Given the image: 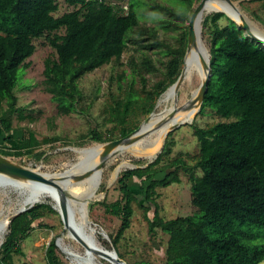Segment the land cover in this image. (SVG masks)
<instances>
[{
    "label": "trees",
    "instance_id": "trees-1",
    "mask_svg": "<svg viewBox=\"0 0 264 264\" xmlns=\"http://www.w3.org/2000/svg\"><path fill=\"white\" fill-rule=\"evenodd\" d=\"M65 1L73 8L54 15L56 0H0V130L12 129L13 113L19 119L30 118L16 105L13 89L18 68L27 65L35 49L33 38L44 36L54 55L44 60L42 85L64 114L77 110L84 98L78 83L84 73L119 59L131 44L142 48L140 59L130 56L127 60L130 83L122 92H110L103 108L104 122L123 136L138 126L134 118L152 111L156 97L177 78L188 26L181 28L175 44L160 37L158 29L181 26V20L190 15L192 0H177V7L161 1L143 3L142 10L165 14L156 24L140 23V0H127L126 8L113 0ZM224 15L213 11L202 20V32L209 35L211 75L201 106L227 120L193 125L199 143L193 166L181 155L165 159L173 143L167 139L154 160L121 171L119 198L102 201L107 212L120 216L114 243L130 225L133 202L144 208L149 232L159 227L168 234L165 261L144 264H257L264 259V45L230 18L219 25ZM147 48L166 55L161 68L145 53ZM158 69L161 77L147 86L145 72ZM136 77L140 89L134 86ZM90 133L97 141L106 139L96 129ZM180 168L191 181V201L197 211L164 218L158 211L156 187L180 181ZM44 209L54 210L42 201L11 219L0 244V264H15L13 253H22L20 242ZM150 209L151 218L147 216ZM55 247L52 239L45 248L48 264H61Z\"/></svg>",
    "mask_w": 264,
    "mask_h": 264
},
{
    "label": "rangeland",
    "instance_id": "rangeland-1",
    "mask_svg": "<svg viewBox=\"0 0 264 264\" xmlns=\"http://www.w3.org/2000/svg\"><path fill=\"white\" fill-rule=\"evenodd\" d=\"M140 1L141 5L138 8L141 24H156L157 18L165 15L161 11L146 12L142 10L143 3V5H147V3L161 1L177 7V0ZM199 1L192 0L190 3L188 8L190 15ZM233 1L236 2L242 13L248 16L258 27L264 29V0ZM56 2L58 8L54 15H59L73 8L65 0H56ZM113 2H120L125 8L127 6V0H113ZM213 11H204L203 18ZM229 18L227 14L220 17L218 20L219 25L227 24ZM188 20V17L182 19L181 26L176 29L159 28V36L165 37L171 43H177L179 32L181 28L188 26ZM201 34L202 40L208 48V32H202ZM33 43L35 49L27 57V65L18 68V78L13 89L17 96L16 105L21 106L24 109L23 112L30 115L31 120L29 117L19 119L15 113L11 115L12 129L9 132L0 130V153L21 165L42 172H58L66 168L69 163L77 160L78 153L73 147H86L119 137L118 130L112 128L110 123L104 122L103 108L110 100V92H122L130 83L131 74L129 73L130 68L127 66V60L130 56L140 59L142 48L140 49L139 46L131 44L120 54L119 59H112L84 73L78 79L84 98L77 110L64 114L58 112L51 94L44 90L42 85L44 60L46 57L54 55V49L47 43L44 36L33 38ZM145 53L152 56L159 68L162 67V60L165 59L166 55L159 50L149 48L145 50ZM124 69L125 71H123ZM145 75L147 86H150L157 78L161 77L159 69L145 72ZM136 78L134 86L140 89L141 84L138 77ZM200 79V77L196 78L194 76L184 77L178 89L177 100L178 98L184 100L190 98L191 91L197 88ZM118 80L122 85L121 87L118 85ZM163 94L164 92L156 97L152 108L153 112L165 111L172 105L171 101L162 100ZM201 105L202 103L192 117L191 122L180 123L171 129L166 136H163L160 145L152 155L158 154L162 150L165 140L172 139L171 150L165 155V159L169 160L181 155L187 165L193 166L195 164L199 154V143L193 133V125L207 126L216 121L227 120L210 107L202 108ZM149 114L150 112L138 119L134 118V121H138L139 125L151 116ZM153 125L152 128L157 126L156 124ZM92 129L101 131L106 139L97 141L92 138L90 133ZM152 136L151 131L146 132L144 144ZM148 160L149 157L124 152L117 153L112 160L104 162L96 187V194H98L96 197L88 199L83 209L87 221L96 229V239L107 249H115L118 255L130 264H144L146 261L163 263L165 261L168 234L159 227L149 232L144 208L139 206L137 202H133L130 225L114 243L112 238L120 224V216L107 212L102 201L110 202L121 195L117 179L122 170L133 165H144ZM122 162L123 165L116 172L117 166ZM170 168H173V166ZM195 171L197 174L201 173L199 168H195ZM178 175L180 181L156 187L158 211L164 218L191 214L197 211V207L191 201V181L187 172L180 168L178 169ZM156 176H160V174ZM134 180L140 182L139 178H134ZM64 191L68 197L73 196L69 189H64ZM16 192L10 186L0 188V219L7 218L18 207L20 196L17 194V198ZM46 197L44 196L41 200L49 202L54 210L44 209L42 215L32 221L29 233L20 242L22 253H13V261L15 264H48L45 248L53 239L57 242L55 251L61 260V264H79L72 256L71 250L82 253L83 247L77 240L68 235L67 227H64L59 211L53 206L54 201L52 198L51 201ZM139 202L146 204L144 200ZM147 216L150 218L153 216V209L147 211ZM6 232L7 228L0 232V240H4ZM96 261L97 263L93 262L92 264H113L112 261L102 256H96ZM257 264H264V259Z\"/></svg>",
    "mask_w": 264,
    "mask_h": 264
},
{
    "label": "bare ground",
    "instance_id": "bare-ground-1",
    "mask_svg": "<svg viewBox=\"0 0 264 264\" xmlns=\"http://www.w3.org/2000/svg\"><path fill=\"white\" fill-rule=\"evenodd\" d=\"M216 9H222L226 11L230 16L237 19L239 22L246 21L250 29L256 35H259L264 39V29L258 27L244 13L243 17H241L235 7L226 0H206L202 8V14L204 11ZM198 18L199 14H196L194 17L195 31ZM186 59V77L194 76L196 78H202L205 74L203 61L207 60V47L203 40L196 38V40L187 50ZM196 90L197 89L195 88L191 91L190 99L192 101L190 102H188L189 98L185 100L178 98V100L174 101L170 89H167L164 92L162 100L171 101L172 105L165 111L153 112L151 116L141 124L140 129L134 133V136H137L144 130H147L148 132L151 131L153 136L148 138L149 144H147L148 142L144 144V136L146 134L144 133L130 143H119L109 148H106L104 143H97L86 147H74L73 149L78 153L79 158H84V164L80 168H70L69 172L78 173L82 170L87 171V174L79 180H75L72 175L68 174L64 178H60L58 180L56 179L57 186L39 185L32 187L27 183H13L9 181L5 182L4 186H10L11 188L15 189V191H17L20 196V200L18 201L20 203L25 200H31L34 197H37V199L41 200L44 196H50L56 203L59 200V190L69 189L73 193V196L68 197V202L66 205L68 218L67 233L72 239L77 240L83 247L82 253L80 251L71 250L72 256L79 264H92L93 262L97 263L96 256H102L112 261L110 258L100 254L97 251V249H102L112 253L111 250L104 247L96 239V229L94 226L89 224L83 210L88 199L96 197L98 194H96V187L99 181L100 172L103 168H100L98 164L104 155H108L113 150H116L117 153L130 152L134 155L150 157L160 145L163 136L173 122L190 119L194 116L198 110V103L195 99L197 93ZM153 124H156L157 126L152 128L154 126ZM114 155L107 156L104 162L112 160ZM71 165L72 163L68 164V166ZM122 165L123 162L117 166L116 172L121 168ZM5 220L6 218L0 219V232L4 230ZM113 264L115 263L113 262Z\"/></svg>",
    "mask_w": 264,
    "mask_h": 264
},
{
    "label": "water",
    "instance_id": "water-1",
    "mask_svg": "<svg viewBox=\"0 0 264 264\" xmlns=\"http://www.w3.org/2000/svg\"><path fill=\"white\" fill-rule=\"evenodd\" d=\"M226 1L229 2L230 4H232L235 7V9L238 11L239 15L241 17H243V13L238 8L235 1H233V0H226ZM205 2H206V0H200L198 2V4L195 6V8L193 9L190 17H188L189 20H188V28H187V44H186L185 52L183 53L184 55H183V59H182L180 72H179L177 78L175 79V81L172 82L169 86H167V88L163 91V92H165L167 89H170L174 101L177 100L178 89L181 85L183 78L186 77L185 68L187 65V59H186L187 50L189 49L190 45L196 40V38H199L200 40H202V34H201L202 33V20H203L202 8H203ZM214 11H221V12L227 14L237 24V26H239L245 30L246 35L250 36V38H252L256 41L261 42L264 45V39L262 37H260L259 35H256L250 29V27L246 23V21L239 22L237 19L233 18L226 11H224L222 9H216ZM196 14H199V18L197 21V27H196V31H195V29H194V17L196 16ZM203 65L205 67V74L200 79V83L196 88L197 93H196L195 99H196V102L198 103V108L203 101L204 94L207 90L208 81H209L210 75H211L210 52H209L208 48H207V60L203 61ZM190 101H192V100L189 98L188 102H190ZM173 110H174V108H173ZM152 112L153 111H150V114ZM191 121H192V118L182 120L179 122H173L170 125V128L166 131L164 136H166L167 133L171 129H173L174 127H176L180 123L191 122ZM142 123H140L136 128H134L133 130H131L127 134L104 142L105 147L109 148V147H112V146L117 145L119 143H123V144L124 143H130L131 141H133L137 137L148 132L147 130H144L140 134H138L137 136H134V133L140 129ZM115 153H117V151L113 150L108 155H104L102 160L99 162L98 166L101 168L106 157L114 155ZM156 156H157V153L154 155H151L149 157L148 162H150L151 160H154ZM83 164H84V158L83 157L79 158V156H78L77 160L72 162L71 166H67L62 171L42 172L38 169H34V168H31V167H28L25 165H21L15 161L11 160L7 156L0 153V188H3L4 183L7 181L13 182V183L14 182L15 183H17V182L27 183L29 186H32V187H36L39 185L57 186L56 179L58 180L60 178H64L68 174L72 175L75 180H79L87 174L86 170H82L81 172H78V173L69 172V171H70V168L71 169L72 168L73 169L74 168H80L83 166ZM146 164H144V165H146ZM131 167H135V166L133 165ZM17 194L18 193L16 192V195ZM58 195H59V197H58L59 200L55 204L53 202V206L59 211V213L61 215V219L64 223V227L66 228L68 226L67 209H66V205L68 202V196L66 195L64 190H59ZM17 198H18V195H17ZM46 198H49L51 200V197H46ZM38 202H42V200L37 199V197H34L31 200H25L21 203L18 202V207L16 208V210L6 218V220L4 222V229L8 228L9 222L11 221V219L15 215H17V214L23 212L24 210L32 207L34 204H36ZM2 241L3 240H0V244L2 243ZM55 244H57L56 241H55ZM97 251L100 254H103L104 256L110 258L115 264H130L127 261H125L123 258H121L115 249L111 250L112 253H109L108 251L102 250V249H97ZM132 264H141V263H132Z\"/></svg>",
    "mask_w": 264,
    "mask_h": 264
}]
</instances>
